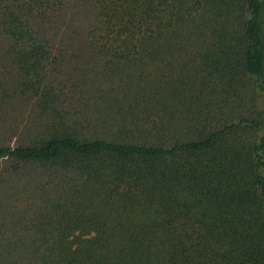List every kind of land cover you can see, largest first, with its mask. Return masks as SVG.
I'll list each match as a JSON object with an SVG mask.
<instances>
[{"label": "trees", "instance_id": "trees-1", "mask_svg": "<svg viewBox=\"0 0 264 264\" xmlns=\"http://www.w3.org/2000/svg\"><path fill=\"white\" fill-rule=\"evenodd\" d=\"M234 27L235 66L218 49ZM160 38L215 47L171 106L73 122L61 84L40 88L50 47L78 39L111 57L95 97L113 102L116 62L154 60ZM33 94L42 123L0 158L41 181L13 204L0 186V264H264V0H0V105Z\"/></svg>", "mask_w": 264, "mask_h": 264}, {"label": "rangeland", "instance_id": "rangeland-1", "mask_svg": "<svg viewBox=\"0 0 264 264\" xmlns=\"http://www.w3.org/2000/svg\"><path fill=\"white\" fill-rule=\"evenodd\" d=\"M77 17L80 20H77L76 25L83 24L80 14ZM56 25L60 32L66 30V25L62 23ZM235 30V27L230 30L228 35L230 42H227V46L224 41L218 46L219 52H224L228 48L230 52L228 58L233 62V66L240 57L237 39L239 30L236 32ZM206 41L207 39L198 40L192 44L188 41L160 38L155 43L157 53L154 60L143 63L116 62L117 74L113 82L109 81V83L114 88L113 93L117 94V99L110 102L98 99L95 94L100 91L98 83L102 82L96 78L103 74L109 75L110 70L106 62L111 57L92 53L85 43L78 39L58 40L50 47V56L47 59L46 72L40 88H43L48 80L57 86H59L58 82L61 84L59 87L63 95L55 106L57 109L69 111L73 122L101 121L120 124L132 120L124 116L128 108L134 110L136 112L134 115L138 117L145 110L158 109L165 104L171 106L168 100H164V103L159 101L160 94L168 93L172 90V86H179L185 82L188 70L204 68L203 55L211 48L215 50L209 40L208 44L205 43ZM151 74L156 77L154 87L150 85ZM200 77H203V73ZM105 81L108 80L103 81V87ZM126 93L131 98L130 103L126 102ZM134 94L137 95L134 97ZM147 95H152L156 100L158 99V102L147 100ZM35 100L36 95L33 94L31 98L15 99L6 105H0V145L25 144L31 134H35L33 128L39 126L44 119L43 116H38ZM14 164L15 162L9 158H0V186H6L8 195H13L10 198L11 204L14 197L19 195L23 198L30 189L38 187L41 181L42 166L38 163H19L17 167H14Z\"/></svg>", "mask_w": 264, "mask_h": 264}]
</instances>
